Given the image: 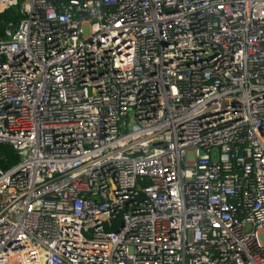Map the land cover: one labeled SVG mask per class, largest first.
Segmentation results:
<instances>
[{
	"label": "built area",
	"instance_id": "built-area-1",
	"mask_svg": "<svg viewBox=\"0 0 264 264\" xmlns=\"http://www.w3.org/2000/svg\"><path fill=\"white\" fill-rule=\"evenodd\" d=\"M7 10L0 264H264V0Z\"/></svg>",
	"mask_w": 264,
	"mask_h": 264
},
{
	"label": "trees",
	"instance_id": "trees-1",
	"mask_svg": "<svg viewBox=\"0 0 264 264\" xmlns=\"http://www.w3.org/2000/svg\"><path fill=\"white\" fill-rule=\"evenodd\" d=\"M14 10H7L0 14V27L7 26L9 23L17 22L18 16L13 15ZM18 161L15 151L6 145H0V171H6Z\"/></svg>",
	"mask_w": 264,
	"mask_h": 264
},
{
	"label": "rangeland",
	"instance_id": "rangeland-1",
	"mask_svg": "<svg viewBox=\"0 0 264 264\" xmlns=\"http://www.w3.org/2000/svg\"><path fill=\"white\" fill-rule=\"evenodd\" d=\"M211 158L214 160V159H216V156H215V154L214 153H212V156H211Z\"/></svg>",
	"mask_w": 264,
	"mask_h": 264
}]
</instances>
